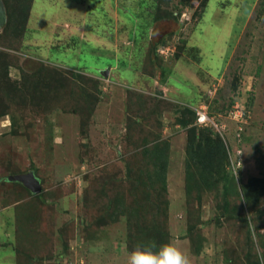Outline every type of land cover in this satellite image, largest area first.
<instances>
[{
    "label": "rangeland",
    "instance_id": "rangeland-1",
    "mask_svg": "<svg viewBox=\"0 0 264 264\" xmlns=\"http://www.w3.org/2000/svg\"><path fill=\"white\" fill-rule=\"evenodd\" d=\"M0 3V264H131L165 246L264 264V192L245 190L264 182L262 0ZM219 141L234 194L207 185ZM28 174L39 193L12 179ZM137 208L155 223L138 230Z\"/></svg>",
    "mask_w": 264,
    "mask_h": 264
},
{
    "label": "trees",
    "instance_id": "trees-1",
    "mask_svg": "<svg viewBox=\"0 0 264 264\" xmlns=\"http://www.w3.org/2000/svg\"><path fill=\"white\" fill-rule=\"evenodd\" d=\"M6 1H4V3H5ZM9 3V2H8ZM5 4H7V3H5ZM262 7H263V9H264V0H262V5H261ZM11 21H14L13 19L11 20V19H9L8 20V25L7 26H9V24L11 23ZM90 108L91 107H88V108H85V110H84V114L86 115V113L87 112H89L90 111ZM192 114V113H191ZM183 125H186V122H183L182 123ZM205 127V126H204ZM196 128V127H195ZM195 128H194V130H195ZM203 129V128H202ZM154 137V136H153ZM196 139H197V137H196ZM148 140H144L143 142H142V144H144V143H146ZM213 149H210V150H208V153H209V151H211V153L212 152H214V156H212V154L210 155V158H212V160L210 159V163H211V165H212V167L214 166V163H213V160H216V161H218L219 159L220 160H227V155H226V151H225V149H224V147H222V141L220 142L219 141V145L218 146H214V147H212ZM225 151V152H224ZM164 152H165V147H163V146H160V144L158 143V145H156V146H154V148H153V150H152V153H153V155L155 156V159H159L163 154H164ZM161 153V155H160V157L158 156V154H160ZM228 161V160H227ZM238 161V160H237ZM239 161H240V159H239ZM229 162V161H228ZM236 163V162H235ZM237 163H239V162H237ZM229 166H230V164H229ZM163 167V166H162ZM212 169V168H211ZM190 170V169H189ZM157 177V176H156ZM156 177H152L151 179H145L143 182H142V184L144 183V185L148 182V183H155V182H158V181H161V183L162 184H160V185H158V187H159V190H161L162 192H164L165 191V193H166V186H165V179L164 178H162V179H159V178H156ZM147 180V181H146ZM251 181V183L250 184H248V188L247 189H245L246 190V194L248 195V196H250V197H255V196H258L257 194H263V192H264V182L262 181L261 183L260 182H258V181H254V183H253V181H252V179L250 180ZM223 183H225V185H223ZM220 184H222L221 185V189H224V191H226V192H231V193H235V185H236V182H235V179H234V176L231 174V170H220L219 168L218 169H216L215 168V166L213 167V178L212 179H208V184L207 185H209V186H211V187H216V188H218V186H220ZM258 189H260V190H258ZM257 193V194H256ZM258 199V198H257ZM115 207H116V213L118 214V215H120V216H124V215H126V213H127V211H126V208L124 209V205H122V203L120 202V200L117 202V204L115 205ZM240 206H235V209H238V210H240V208H239ZM138 209V208H137ZM136 212H137V214H138V216H140V217H142L140 220L139 219H137L136 218V223L134 224V225H136L135 227L138 229V230H140L141 228H140V225H138V224H144L145 222H151V224L153 225L154 223H155V221L154 220H151V219H148L147 221H146V219L148 218V217H144V216H142L141 214H139V209H138V211L136 210ZM114 214V215H109V218H112V219H110V220H115L116 218H114V217H118L117 216V214ZM149 229V228H148ZM150 231H153V232H155V233H157L156 235H159V237H164L165 235L162 233V231L161 230H159V229H156L155 228V226H153L151 229H150ZM151 241H153V240H151Z\"/></svg>",
    "mask_w": 264,
    "mask_h": 264
},
{
    "label": "clouds",
    "instance_id": "clouds-1",
    "mask_svg": "<svg viewBox=\"0 0 264 264\" xmlns=\"http://www.w3.org/2000/svg\"><path fill=\"white\" fill-rule=\"evenodd\" d=\"M200 112V111H198ZM203 113V112H201ZM197 115V114H196ZM199 126H205L197 122ZM131 264H188L187 257L172 246H165L158 255L151 252H136L131 256Z\"/></svg>",
    "mask_w": 264,
    "mask_h": 264
},
{
    "label": "water",
    "instance_id": "water-1",
    "mask_svg": "<svg viewBox=\"0 0 264 264\" xmlns=\"http://www.w3.org/2000/svg\"><path fill=\"white\" fill-rule=\"evenodd\" d=\"M5 22V12L4 8L0 3V27L4 25ZM16 182L22 183L26 188H28L32 193L37 194L40 192L41 188L39 182L32 174L20 175L12 178Z\"/></svg>",
    "mask_w": 264,
    "mask_h": 264
},
{
    "label": "built area",
    "instance_id": "built-area-1",
    "mask_svg": "<svg viewBox=\"0 0 264 264\" xmlns=\"http://www.w3.org/2000/svg\"><path fill=\"white\" fill-rule=\"evenodd\" d=\"M197 115H198L197 122L199 124L207 125L208 119H207L206 115L204 113H201V112H198Z\"/></svg>",
    "mask_w": 264,
    "mask_h": 264
}]
</instances>
